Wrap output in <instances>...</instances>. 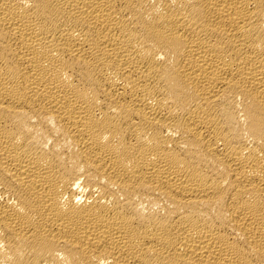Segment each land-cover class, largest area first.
Masks as SVG:
<instances>
[{
  "label": "bare ground",
  "instance_id": "6f19581e",
  "mask_svg": "<svg viewBox=\"0 0 264 264\" xmlns=\"http://www.w3.org/2000/svg\"><path fill=\"white\" fill-rule=\"evenodd\" d=\"M0 264H264V0H0Z\"/></svg>",
  "mask_w": 264,
  "mask_h": 264
}]
</instances>
